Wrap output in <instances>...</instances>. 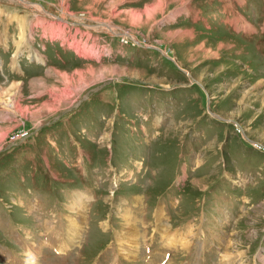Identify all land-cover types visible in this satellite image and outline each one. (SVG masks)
<instances>
[{"label":"rangeland","instance_id":"374dc122","mask_svg":"<svg viewBox=\"0 0 264 264\" xmlns=\"http://www.w3.org/2000/svg\"><path fill=\"white\" fill-rule=\"evenodd\" d=\"M0 264H264V0H0Z\"/></svg>","mask_w":264,"mask_h":264},{"label":"water","instance_id":"95a60500","mask_svg":"<svg viewBox=\"0 0 264 264\" xmlns=\"http://www.w3.org/2000/svg\"><path fill=\"white\" fill-rule=\"evenodd\" d=\"M95 89H96V88L92 89V91H95ZM84 97H86V96H84ZM84 97H82V99H83ZM80 101H81V99H80ZM215 117L218 118V119H220V120H224V121H226L225 119H222L221 117L216 116V114H215ZM244 137H246V135H245ZM246 138H247V137H246ZM249 141H251V143H252V140L249 139Z\"/></svg>","mask_w":264,"mask_h":264},{"label":"bare ground","instance_id":"6f19581e","mask_svg":"<svg viewBox=\"0 0 264 264\" xmlns=\"http://www.w3.org/2000/svg\"><path fill=\"white\" fill-rule=\"evenodd\" d=\"M23 1V0H22ZM128 224V223H127ZM130 225V224H129ZM132 225V224H131Z\"/></svg>","mask_w":264,"mask_h":264},{"label":"crops","instance_id":"0c3cea01","mask_svg":"<svg viewBox=\"0 0 264 264\" xmlns=\"http://www.w3.org/2000/svg\"><path fill=\"white\" fill-rule=\"evenodd\" d=\"M59 19V18H58Z\"/></svg>","mask_w":264,"mask_h":264}]
</instances>
